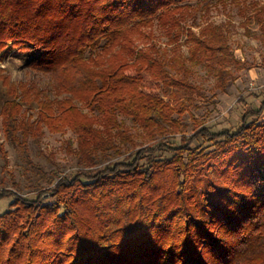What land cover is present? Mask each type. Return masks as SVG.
Listing matches in <instances>:
<instances>
[{"label": "trees", "instance_id": "1", "mask_svg": "<svg viewBox=\"0 0 264 264\" xmlns=\"http://www.w3.org/2000/svg\"><path fill=\"white\" fill-rule=\"evenodd\" d=\"M198 1L0 0V131L27 152L45 129L69 130L80 165L52 171L34 199L0 190L12 199L0 214V264H264V100L235 130L200 124L178 145L168 139L206 99L187 63L222 76L241 64L224 25L187 24ZM238 1L248 22L256 12L264 44V6ZM11 50L50 78L56 98L4 75ZM120 116L153 142L99 169L135 145ZM200 138L214 150L192 147Z\"/></svg>", "mask_w": 264, "mask_h": 264}, {"label": "rangeland", "instance_id": "2", "mask_svg": "<svg viewBox=\"0 0 264 264\" xmlns=\"http://www.w3.org/2000/svg\"><path fill=\"white\" fill-rule=\"evenodd\" d=\"M251 1L247 0L246 4L249 5ZM257 2L260 7L264 6V0H257ZM193 5L198 6V12L187 24L202 25L205 22H211L224 25L234 56L241 64L227 63L226 72L222 76L218 71L209 73L205 65L187 63L192 72L191 81L202 88L206 99L196 101L190 110L181 116L183 133L168 135L169 141L175 145L180 143L183 135L190 138L200 124L213 132L235 130L244 113L257 109L264 100V92L256 88L264 82V44L261 40V23L256 18V12L248 11L247 16L252 18L248 22L240 13L244 3L238 0H199ZM155 31L156 41L165 44L168 40L167 36L158 28ZM184 40L182 39L181 42L183 43ZM182 50L185 58H188V47L183 46ZM20 54L11 50L1 64L4 75L9 76L16 83L34 84L45 89L51 99L56 98L50 78L28 69ZM247 66L253 68L247 70L245 68ZM120 119L130 128L135 145L123 146L120 154L109 152L107 157L98 160L97 168L99 169L110 163L128 159L136 150L153 142V139L138 128L131 119L122 116ZM261 122H264V113ZM163 139L164 137H158V140ZM0 141L4 143L6 152L5 155L0 152V190L11 189L26 198L34 199L38 191L49 187L48 178L52 171L68 176L80 167L76 156L69 151L70 146L72 149L77 147V137L69 130L63 133H52L45 129L40 139L29 141L27 152L6 142L1 131ZM195 146L199 149L204 148L207 152L215 148L213 142L202 138L194 141L192 147ZM11 200L0 201V214L11 210Z\"/></svg>", "mask_w": 264, "mask_h": 264}, {"label": "built area", "instance_id": "3", "mask_svg": "<svg viewBox=\"0 0 264 264\" xmlns=\"http://www.w3.org/2000/svg\"><path fill=\"white\" fill-rule=\"evenodd\" d=\"M258 90H260L261 92H264V82L260 83L258 87H256Z\"/></svg>", "mask_w": 264, "mask_h": 264}]
</instances>
